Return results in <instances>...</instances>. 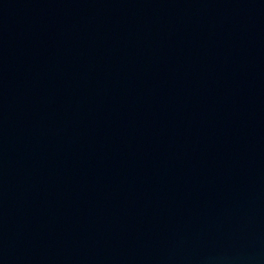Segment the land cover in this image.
<instances>
[{
    "label": "water",
    "instance_id": "water-1",
    "mask_svg": "<svg viewBox=\"0 0 264 264\" xmlns=\"http://www.w3.org/2000/svg\"><path fill=\"white\" fill-rule=\"evenodd\" d=\"M0 264H264V0L0 204Z\"/></svg>",
    "mask_w": 264,
    "mask_h": 264
}]
</instances>
